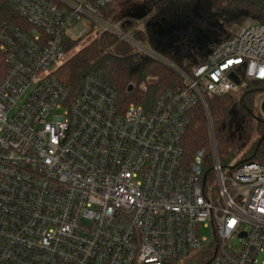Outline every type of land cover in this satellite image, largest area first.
<instances>
[{
	"label": "built area",
	"instance_id": "obj_1",
	"mask_svg": "<svg viewBox=\"0 0 264 264\" xmlns=\"http://www.w3.org/2000/svg\"><path fill=\"white\" fill-rule=\"evenodd\" d=\"M112 1L9 0L18 20L0 28V264H255L264 163L221 162L207 101L264 81V22L247 18L190 74L176 68L184 86L149 108L124 106L97 75L75 92L58 76L101 33L140 46L102 17ZM199 105L210 163L205 149L188 160L183 144Z\"/></svg>",
	"mask_w": 264,
	"mask_h": 264
},
{
	"label": "trees",
	"instance_id": "obj_2",
	"mask_svg": "<svg viewBox=\"0 0 264 264\" xmlns=\"http://www.w3.org/2000/svg\"><path fill=\"white\" fill-rule=\"evenodd\" d=\"M134 1L113 0L101 10V15L105 20L114 19L116 10H127ZM144 3L142 14L124 15L114 20L135 43L162 59L132 41L121 40L115 33H101L73 54L58 71L60 79L73 92L88 74H94L119 90L124 106L135 103L149 108L167 88L184 86L177 69L190 74L205 61L211 49L232 37L247 18L264 22V0H159L156 4L145 0ZM17 20L9 0H0V28L8 21ZM167 26H183L187 31L176 46L164 48L158 33ZM198 30L204 36L203 46L197 41ZM76 44H69V55ZM6 71L5 55L0 49V78ZM149 77L156 78V82L143 90L141 85ZM131 85L134 88L129 91ZM263 91L264 81H248L238 95L228 93L208 99L218 153L224 165L236 158L240 162L258 160L264 163V115L258 109ZM183 144L188 160L199 149H205L210 162L212 143L204 106L199 105L191 112Z\"/></svg>",
	"mask_w": 264,
	"mask_h": 264
},
{
	"label": "rangeland",
	"instance_id": "obj_3",
	"mask_svg": "<svg viewBox=\"0 0 264 264\" xmlns=\"http://www.w3.org/2000/svg\"><path fill=\"white\" fill-rule=\"evenodd\" d=\"M144 5H145V3H144L143 0H135L134 4L132 6H130L129 9H127V10H123V9L116 10V13H115L113 18L116 20V19H119V18L123 17L124 15H140V14H142V10H143ZM113 27L118 29V30H121L119 23H113ZM164 29L168 30L169 36H167V37L163 36V30ZM179 29H180V27L179 28L178 27L173 28L172 26H167V28H163L161 31H159L158 35L160 36V42H161V44H162V46L164 48H169V47L176 46V42L181 40L186 35V29L182 27L181 28V30H182L181 32H183V33H181L177 37V39L175 40V37H173L172 34H173V32H175L176 30H179ZM184 32H185V34H184ZM198 38H197V41L200 40V43H201L200 45L203 46L204 45V41H205L203 34L198 35ZM139 47L141 49L149 52L150 54H152L154 56H157L160 59H162L160 56L155 55L154 53L150 52L147 48L141 47V46H139ZM204 50L206 51V48ZM207 52H208V49H207ZM71 54H73V52ZM247 85H248V81L247 80H243L241 85H240V90H242ZM233 94H237L238 95V94H240V91L234 92ZM261 94L262 95L259 96L260 99H259V103H258V109H259L260 112H261L260 105H261L262 100L264 99V91ZM256 137H257V135H256ZM236 159L231 161L229 165H233L236 162ZM203 233H204L205 236H207L209 238L212 236L211 229H208V230L204 231ZM255 264H264V250L259 255L258 261Z\"/></svg>",
	"mask_w": 264,
	"mask_h": 264
},
{
	"label": "water",
	"instance_id": "obj_4",
	"mask_svg": "<svg viewBox=\"0 0 264 264\" xmlns=\"http://www.w3.org/2000/svg\"><path fill=\"white\" fill-rule=\"evenodd\" d=\"M158 1H159V0H152V3H153V4H156ZM181 31H182V30H181V28H180L179 30H176V32H173L174 34H173L172 36L175 37V40L177 39V37H178L181 33H183V32H181ZM163 36H164V37L169 36V32H168V30H165V29L163 30ZM231 77H232V79H233L236 83L240 84V79L238 78V76H236L235 74H232ZM131 90H133V86H130L129 91H131ZM260 108H261V112H262V114L264 115V99H263L262 102H261ZM262 139L264 140V135L262 136Z\"/></svg>",
	"mask_w": 264,
	"mask_h": 264
},
{
	"label": "flooded vegetation",
	"instance_id": "obj_5",
	"mask_svg": "<svg viewBox=\"0 0 264 264\" xmlns=\"http://www.w3.org/2000/svg\"><path fill=\"white\" fill-rule=\"evenodd\" d=\"M144 1H145V0H144ZM179 27L182 28L183 26H179ZM179 27H178V28H179ZM166 28H167V27H166ZM183 28H184V27H183ZM186 31H187V29H186ZM191 31H192V32H196L197 30H195V31L191 30ZM175 32H176V31H175ZM173 34H174V33H173ZM173 34H172V35H173ZM184 34H185V33H184ZM197 34L200 35V34H203V33H202L201 31L198 30ZM197 34H196V35H197ZM173 37H174V36H173Z\"/></svg>",
	"mask_w": 264,
	"mask_h": 264
}]
</instances>
